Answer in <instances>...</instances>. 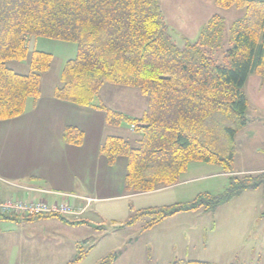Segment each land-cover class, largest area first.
I'll return each instance as SVG.
<instances>
[{
	"label": "trees",
	"instance_id": "16d2710c",
	"mask_svg": "<svg viewBox=\"0 0 264 264\" xmlns=\"http://www.w3.org/2000/svg\"><path fill=\"white\" fill-rule=\"evenodd\" d=\"M221 9L237 8L242 16L229 26L220 14L203 24L195 41L178 46L159 0H0V120L24 113L28 99L40 94L41 73L50 53L30 50L29 36H42L76 45V54L62 68L53 89L56 99L101 109L105 122L133 125L139 135L132 146L123 136L108 135L99 152L109 165L126 159L124 189L128 194L177 184L190 162L214 164L233 171L236 136L249 119L245 83L250 74L264 79V0H212ZM230 47L222 50L226 33ZM218 58V59H217ZM26 61L29 71L16 72L8 61ZM137 88L147 97L139 117L95 105L103 84ZM142 124V127L138 125ZM83 131L65 126L63 142L81 145ZM264 189V170L228 177L220 193H199L189 201L131 212L125 225L146 219L148 229L181 212H214L247 190ZM59 214L0 220H33ZM110 254L99 264H111ZM167 264H212L175 258ZM230 264H246L237 260ZM254 264H263L256 262Z\"/></svg>",
	"mask_w": 264,
	"mask_h": 264
},
{
	"label": "crops",
	"instance_id": "0c3cea01",
	"mask_svg": "<svg viewBox=\"0 0 264 264\" xmlns=\"http://www.w3.org/2000/svg\"><path fill=\"white\" fill-rule=\"evenodd\" d=\"M202 1L213 9L216 6L212 0ZM209 17L199 24V32ZM199 32L196 34L197 37ZM246 84L249 91V97L247 96L249 103L258 113L253 121L264 126V79L254 74L252 79L247 78ZM101 88V92H106L102 94L105 104L93 102L95 105H103L133 117H139L147 106V97L137 88L127 91L128 87L109 83L103 84ZM53 89L45 94L40 91L36 100L28 99L23 114L15 118L0 120V199L44 200L49 204L67 202L73 212L67 216L61 215L64 219L51 216L14 221L22 227L39 226L43 228L50 224V226L65 230L64 226L73 227L84 223L85 220L78 221L74 218L87 212L88 207L94 202L124 199L141 193L128 194L125 192L126 159L124 157H118L114 165H109L106 158L99 152V147L106 136H123L129 132L134 133L131 125L125 122L119 126L107 125L103 110L56 99L53 96ZM68 125L76 126L83 131L81 145L75 146L63 142L62 131ZM239 132L236 136L237 140L238 136L243 133L241 140L245 142L249 134ZM199 164L200 168L206 166L201 165V162ZM188 168L177 184L149 192L161 191L186 183L190 179L183 180L182 178ZM195 168L198 167L194 166L193 169ZM263 170L264 168L249 166L234 169L233 172L235 174L255 173ZM231 173L222 171V174L227 177ZM257 190L259 189L243 192L214 212L202 210L181 212L163 219L159 224L168 219H191V216H201L207 213H211L218 223V217L222 212V234L218 233V236H215L217 224L214 225L207 235V240L200 246L201 249L213 250L215 256H212L213 258L182 256L180 258L203 260L212 264H230L235 260L246 264L256 262L264 264V219H262L264 218V204L257 207L256 205H230L234 200L242 198L245 194L257 192ZM222 208L225 210L222 211ZM234 208L241 210L236 211ZM240 211L248 212V214H241ZM93 214L100 217L98 212H93ZM94 217L96 216L88 220L90 224H93ZM0 221L13 222L12 220ZM256 226L258 230L255 231ZM7 238L9 237H3L5 241L9 240ZM31 240H33L32 236L25 235L13 239L19 244L20 249L22 243H25L23 241H27L25 243L27 246L32 244ZM22 260L26 259L22 258Z\"/></svg>",
	"mask_w": 264,
	"mask_h": 264
},
{
	"label": "rangeland",
	"instance_id": "374dc122",
	"mask_svg": "<svg viewBox=\"0 0 264 264\" xmlns=\"http://www.w3.org/2000/svg\"><path fill=\"white\" fill-rule=\"evenodd\" d=\"M165 22L174 42L182 47L185 42L197 39L199 24L212 14H220L225 18L227 26L242 16V10L237 8L221 9L217 6L211 8L202 0H159ZM188 38V39H185ZM27 46L30 50H41L51 55L49 68L41 73L40 91L44 94L50 92L54 85L61 84L60 75L64 63L75 56L76 45L42 36H29ZM229 33L225 34L222 49L217 50L218 60L222 50L230 47ZM7 65L16 72L29 71L26 61H8ZM248 77L252 79L254 74ZM135 90L128 87L127 91ZM247 96L249 91L245 85ZM100 88L94 102L105 104ZM250 102V101H249ZM249 119L247 125L239 132L248 133V139L241 140V133L236 138L237 154L233 170L241 167L264 168V126L253 121L258 113L251 103L246 110ZM132 146L138 145L139 135L136 132L124 134ZM183 180L190 179L184 184L170 187L161 191L146 192L129 198L116 199L107 202L92 203L87 212L76 216L78 221L85 220L77 226L59 227L50 226L34 228L18 226L14 221H0V264H99L110 254L116 253L115 263L111 264H167L175 258L182 256H195L208 258L215 256L213 250L201 249L212 227L217 224L215 236L222 234L223 214L218 217V223L211 213L201 216H191V219H168L151 228L142 229L146 219H140L132 225H125L129 214L143 208L160 207L173 203L185 202L193 199L199 193H220L228 184V177L222 174L221 167L214 164L201 165L199 162H190ZM196 166L198 168L193 169ZM228 172V171H227ZM232 172V173H231ZM231 176H242L255 173H237L229 171ZM234 173V174H233ZM257 192L245 194L242 198L234 200L230 205L264 204V189L259 187ZM221 209V208H220ZM225 208H222V211ZM239 211L240 208H234ZM235 211V213H236ZM98 212V215L93 214ZM242 212V211H240ZM253 214V212H251ZM241 214H248L242 212ZM60 215V214H59ZM67 216V215H66ZM94 217L93 224L88 220ZM81 219V220H80ZM264 219V218H262ZM258 230L257 226L255 231ZM255 233V232H254ZM253 233V234H254ZM252 234V235H253ZM33 237L32 244L23 241L21 249L13 241L14 237ZM9 237L4 240L3 237ZM26 259L22 260L21 259Z\"/></svg>",
	"mask_w": 264,
	"mask_h": 264
},
{
	"label": "built area",
	"instance_id": "2783aa9c",
	"mask_svg": "<svg viewBox=\"0 0 264 264\" xmlns=\"http://www.w3.org/2000/svg\"><path fill=\"white\" fill-rule=\"evenodd\" d=\"M72 212L67 202L49 204L44 200L0 199V214L10 216L25 217L49 213L67 215Z\"/></svg>",
	"mask_w": 264,
	"mask_h": 264
},
{
	"label": "water",
	"instance_id": "95a60500",
	"mask_svg": "<svg viewBox=\"0 0 264 264\" xmlns=\"http://www.w3.org/2000/svg\"><path fill=\"white\" fill-rule=\"evenodd\" d=\"M138 126H139V127H142L143 125H142V124H139Z\"/></svg>",
	"mask_w": 264,
	"mask_h": 264
}]
</instances>
